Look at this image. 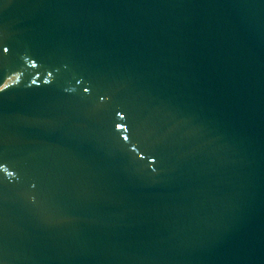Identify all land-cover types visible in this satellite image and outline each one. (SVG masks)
<instances>
[{
	"label": "water",
	"instance_id": "water-1",
	"mask_svg": "<svg viewBox=\"0 0 264 264\" xmlns=\"http://www.w3.org/2000/svg\"><path fill=\"white\" fill-rule=\"evenodd\" d=\"M0 264H264V0H0Z\"/></svg>",
	"mask_w": 264,
	"mask_h": 264
},
{
	"label": "snow or ice",
	"instance_id": "snow-or-ice-1",
	"mask_svg": "<svg viewBox=\"0 0 264 264\" xmlns=\"http://www.w3.org/2000/svg\"><path fill=\"white\" fill-rule=\"evenodd\" d=\"M5 51H7V49H5Z\"/></svg>",
	"mask_w": 264,
	"mask_h": 264
}]
</instances>
